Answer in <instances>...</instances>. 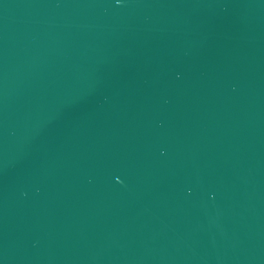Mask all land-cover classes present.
<instances>
[{"label":"water","instance_id":"obj_1","mask_svg":"<svg viewBox=\"0 0 264 264\" xmlns=\"http://www.w3.org/2000/svg\"><path fill=\"white\" fill-rule=\"evenodd\" d=\"M0 264H264V0H0Z\"/></svg>","mask_w":264,"mask_h":264}]
</instances>
